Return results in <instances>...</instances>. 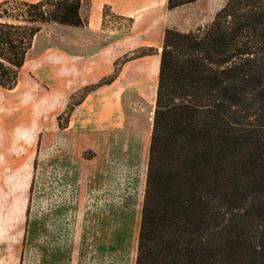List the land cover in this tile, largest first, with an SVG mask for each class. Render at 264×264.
<instances>
[{
  "label": "trees",
  "instance_id": "obj_1",
  "mask_svg": "<svg viewBox=\"0 0 264 264\" xmlns=\"http://www.w3.org/2000/svg\"><path fill=\"white\" fill-rule=\"evenodd\" d=\"M89 4L1 2L0 86L17 87L46 24L88 26ZM160 54L137 264H264V0H228L195 30L167 28Z\"/></svg>",
  "mask_w": 264,
  "mask_h": 264
},
{
  "label": "crops",
  "instance_id": "obj_2",
  "mask_svg": "<svg viewBox=\"0 0 264 264\" xmlns=\"http://www.w3.org/2000/svg\"><path fill=\"white\" fill-rule=\"evenodd\" d=\"M158 4L168 0H93L87 29H102L105 5L134 18ZM152 57L127 61L73 110L64 137L82 147L50 157L47 175L34 181L22 264H137L161 66V54Z\"/></svg>",
  "mask_w": 264,
  "mask_h": 264
},
{
  "label": "rangeland",
  "instance_id": "obj_3",
  "mask_svg": "<svg viewBox=\"0 0 264 264\" xmlns=\"http://www.w3.org/2000/svg\"><path fill=\"white\" fill-rule=\"evenodd\" d=\"M227 1L198 0L174 10L158 4L136 13L134 18L111 10L102 29L89 31L91 0L83 10L88 26H44L20 72L17 87L11 91L0 88V264H22L34 181L47 175L50 157L82 147L83 141L77 139L66 145L59 118L62 124H69L76 106L101 88H94L100 81L117 77L127 61L151 49V59L160 58L167 28L195 30L213 21ZM111 58L116 59L114 70L102 77L112 66ZM94 66L95 74L90 69ZM152 108L153 103L145 110L147 121ZM84 156L91 155L85 152Z\"/></svg>",
  "mask_w": 264,
  "mask_h": 264
}]
</instances>
